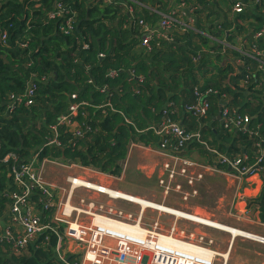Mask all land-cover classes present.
Returning a JSON list of instances; mask_svg holds the SVG:
<instances>
[{
	"label": "trees",
	"instance_id": "trees-1",
	"mask_svg": "<svg viewBox=\"0 0 264 264\" xmlns=\"http://www.w3.org/2000/svg\"><path fill=\"white\" fill-rule=\"evenodd\" d=\"M237 3L241 13L234 11ZM59 4L62 16L51 17ZM185 7L193 10L192 21ZM175 9L191 27L173 23L168 37L142 46L147 31L140 21L155 29L161 13ZM261 30L264 0H0V264H64L55 230L63 235L65 226L54 220L55 206L43 209L38 189L30 205L50 228L25 246L8 238L7 232L19 233L10 212L21 191L13 166L36 156L120 176L132 144L158 147L172 139L153 130L166 118L241 159L249 169L242 191L259 176L261 192L248 206L264 223V76L254 57L264 54V32L255 36ZM238 37L245 41L241 50ZM198 93L209 104L203 116L188 112ZM223 102L232 117H250L247 128L224 127L217 118ZM65 115L80 135L61 122ZM181 150L215 159L197 140ZM9 153L17 159L2 161Z\"/></svg>",
	"mask_w": 264,
	"mask_h": 264
},
{
	"label": "built area",
	"instance_id": "built-area-1",
	"mask_svg": "<svg viewBox=\"0 0 264 264\" xmlns=\"http://www.w3.org/2000/svg\"><path fill=\"white\" fill-rule=\"evenodd\" d=\"M108 1L112 2L113 0ZM63 10V6L59 4L57 11L50 15L53 18L60 17ZM242 10L243 7L240 3L234 6V11L237 13H241ZM178 12V9L172 10L170 14L160 12L162 16L155 29L140 21L144 30L147 31L142 37L141 45L150 48L151 41L154 38H159L161 35L168 37V32L171 30L173 23L191 27L189 23L183 22L176 17V13ZM182 12L187 14L190 21L193 20L192 9L185 7L182 9ZM70 27L72 26L70 25ZM263 32L264 30L258 31L255 33V36L259 37ZM3 39H5V34L3 35ZM244 43L245 41L238 37V44L235 47L241 50ZM225 44L233 47L231 43L226 42ZM254 57L260 62V69L264 76V54L259 53ZM116 74V71L109 73L112 77ZM34 87L33 85L29 89V95L33 93ZM198 95L199 103L188 107V112L193 115L203 116L207 113L209 104L204 96H201L200 93ZM27 104H31V100ZM77 108L78 105L74 104L70 106L69 110L72 114H75ZM221 116L223 125L227 129H245L250 121L248 115L238 114L236 118L232 117L229 108L225 104H222ZM61 122L75 126L72 129L78 135L82 133L81 129L71 122L70 115L62 116ZM153 130L158 134L163 133L172 137L171 140H163L158 147H153L168 162L167 165H163L162 167L165 177L161 178L159 182L166 193H169L171 190L183 192V185L178 182L176 183L178 177L185 178L188 186H192L196 181L203 179L202 174H198V176L190 175L188 173L190 167L201 165L212 172L217 171L242 177H246L249 172L248 168L241 167V159L233 160L228 155L210 148L207 142L202 139L200 132H185L180 124L170 118H166V121L160 126L153 127ZM193 140L199 141L214 155V165L210 163L198 164L192 159H187L182 154L181 148ZM52 142H56V140ZM261 154L264 155V151ZM10 158L16 160L17 156L14 153H9L2 161H7ZM47 161L49 162L48 159H44L42 162H39L35 156L26 163H19V165L13 166L14 181L21 191H16L13 195L15 203L10 212L19 227V233L13 234L7 232V234L8 238L14 240L17 246H25L28 242H34L40 232L50 228L49 224L41 222L39 213H36L32 205H30L29 198L33 189H38L42 193L43 209L55 206L54 220L66 227L65 234L63 235H60L55 230L59 239L56 248L57 257L64 264H217L219 261L220 264H229V256H224L221 252L214 249L212 238L204 234H186L184 230L179 231L175 229V225L172 226V229L162 232L158 229V222L151 229L141 227L139 218L138 221H135V226L140 228L142 233H135L127 229L123 231L115 229L113 220L119 224L126 225L133 223V221H129L123 212L115 211L110 202L95 203L91 201L87 206H74L70 200H67L65 204L57 207V193H55V189H51V184L43 177ZM182 163L184 165H180ZM61 164L74 166L65 163ZM219 164H226L228 169H219L217 167ZM72 180L73 183H77V179L74 178ZM106 189L107 187L98 185V190L113 200V192H107L105 191ZM183 193L185 198H187L188 194ZM193 193H196L195 189ZM83 214L90 215L92 217L91 220H83L82 217L85 216ZM65 237L67 240L70 239V241L75 242L76 247L80 249L78 255H74L75 257L72 261H69L67 259L68 256L63 252L65 250V243L67 242ZM260 239V241L264 242V237Z\"/></svg>",
	"mask_w": 264,
	"mask_h": 264
},
{
	"label": "rangeland",
	"instance_id": "rangeland-1",
	"mask_svg": "<svg viewBox=\"0 0 264 264\" xmlns=\"http://www.w3.org/2000/svg\"><path fill=\"white\" fill-rule=\"evenodd\" d=\"M72 127L74 128L75 126ZM154 151L158 155H160L159 157L162 156L156 150ZM135 153H137V149L133 148L130 150L128 159L123 163L124 177L122 179L113 178V182H112L113 184L110 185V187L113 188L114 192H122L119 190H124L125 192L122 193L133 195L136 198H141V199L153 198L156 201L154 202L144 199L145 203H148L147 206L142 205V203L140 201H137L136 199L126 200L123 198H113V200H111L108 195H105L88 186H83V185L74 187V192L71 198L69 196L70 193L69 190L73 185L71 182L72 180L71 178H74L75 177L74 173L80 170L79 166H76L79 168L74 167L71 169H67V168L63 169V167L60 166L62 165L60 162L47 161L48 163L46 162L47 164L45 165L43 177L48 183L51 184V189H56L57 207L60 206L61 204H65L67 200H70V198L72 203H77L80 199L84 198L86 200L84 204L85 206H87L88 203L90 202L89 200L93 197L95 198V201H97L96 203L110 202L111 205H113V209L115 211L123 212V214L126 216V218L129 221H133V223H129L127 225L120 224L125 228L114 226L115 229L117 230L123 231L127 229L135 233L136 232L142 233L141 232L142 230H140V228L135 226L136 223L135 221H138L139 218L141 222V227L151 229L154 225H156V222H158V229L162 232H165L168 229H172V226L175 225L176 226L175 229H178L179 231L184 230L186 234L189 233H195L196 235L204 234L209 238H212L214 241V245H213L214 249L217 250L218 252H221V254L223 255L228 253V256H230L229 264H260L261 260L264 259V242L252 238L250 236H247L245 233L234 232L235 230L237 231V229L247 233H251L253 231L260 232V230L256 228L257 223L255 222L253 217H251V219H245V220L241 218H237L229 214V211L227 212L228 210L227 207L218 204L219 209H216L217 207L214 204L215 196L223 194V192H224L223 195L225 197V200H228L229 196H231V198L233 197L236 198L238 194V189L242 190L243 188V187L241 188V186L246 180L244 177L238 175L233 176L228 173L217 172V171L212 172L200 165L198 166L199 168L208 171V173H206L205 176L208 174L209 176L217 177L219 173H222L224 175H229V177L233 179L234 182L226 184L227 180L224 179L218 181L217 183H214L213 186H209V187L205 186L204 189H202L203 187L201 181L203 179L196 181L192 186L186 187L185 185H187V180L183 177H178L176 183L177 182L181 183L183 185V192L188 194V197L185 198L183 192H177L171 190L169 193H166L161 185H160L161 188H155L153 185L158 184V182H160L159 180L165 177V174L163 176L161 175L162 177L161 176L157 177L158 175L157 173L155 175L147 177L140 170L143 164L139 162H141L142 158H144L141 156V154L138 153L137 158L135 159L137 161L136 165H138L137 168L136 165L130 164L132 158L136 157ZM161 159H159V161L157 162V163L160 162L161 166L158 165L160 167V171H162L163 165L168 164V162H166V159L163 156L161 157ZM187 159L190 158L187 157ZM192 160H194L198 164H201L200 162H202L195 158H192ZM180 165H184V164L182 163ZM132 166H135V168L132 169ZM197 170H198L197 167H190V169H188V173L190 175H196V176H198V174H202V176L204 177V172L202 171L203 173L202 172L197 173L196 172ZM68 174L71 175L67 176ZM87 178H89L88 180L90 181H93L95 179L91 175H84L83 179L86 180ZM82 180L77 178V183H79V181L83 183ZM91 183L96 184L97 186L101 184V183L97 184L94 182ZM194 189L196 190V193H193ZM106 190H109V188H107ZM226 194L228 196H225ZM152 203L163 205L165 208L164 209L156 208L155 206L150 205ZM198 206H204V210H202L201 208L196 210ZM173 209L174 210L178 209V211L181 210L186 213H182L180 211L181 214H178L173 212ZM219 210L222 213H220ZM224 210H226V212ZM214 213L218 215L216 217H213ZM192 214H198V215L195 216ZM203 214L207 215L208 217L207 218L205 216L203 217L202 216ZM226 214L229 215L228 218H223L226 216ZM83 215H85L83 216V219L85 221H90L92 218L90 217V215L87 214H83ZM179 215H182V217L186 215L184 218L187 219L179 217ZM199 215H201V217ZM209 219L212 222L208 221ZM223 223L225 224L223 225ZM117 224L119 223L113 220V225H117ZM239 225L244 226L250 232L238 228ZM229 226L230 228H228ZM225 231H228L229 233ZM259 237L261 238L262 236ZM232 239L233 240L235 239L233 246H232L233 243ZM217 264H220V261Z\"/></svg>",
	"mask_w": 264,
	"mask_h": 264
},
{
	"label": "crops",
	"instance_id": "crops-1",
	"mask_svg": "<svg viewBox=\"0 0 264 264\" xmlns=\"http://www.w3.org/2000/svg\"><path fill=\"white\" fill-rule=\"evenodd\" d=\"M133 148L137 149V153H135L136 157L132 158V161L130 163L131 165H136L137 161L135 159L137 158V155L139 153V154H141L142 157H144V158H142L141 162H139V163L143 164V166L140 168L142 173H144L147 177L155 175L156 173L158 174L157 177L158 176L160 177L161 175L162 176L164 175L163 169H162V171H160V167L158 166V165H160V162L157 163L159 161V159H161L162 156L159 157L160 155H158L154 151L155 149H153V146H147V145H142V144H138V143L135 144L134 143V144L131 145V149H133ZM131 149L129 148V153H130ZM129 153L127 155V158L124 160V162L128 159ZM182 154L185 157H189L190 159L195 158V159H198V160L202 161V162L199 161L201 164L210 163V164L214 165V163H215L214 159L213 160L210 159V158L206 159V156H202L201 153L196 151V150L182 151ZM69 165H73V164H69ZM60 166L63 167V169H66V168L67 169H71V168H74L76 166H79L80 168L79 167H76V168H79L80 170H78L76 173H74V175H75L74 178L75 179L78 178V179L82 180L84 178V175H91L92 177L95 178L93 181L88 180L89 178H87L86 180L83 179L82 181H89V182H94V183H97V184L101 183L99 185H102V186L110 188V189H113V188L110 187V185L113 184L112 183L113 182V178L114 179H122L124 177L123 164H122V172H121L120 176H113V175H110V174H106V173L101 172L98 169H94V168H92L90 166H83V165H75V166H72V167L71 166H67V165H60ZM64 166H67V167H64ZM137 166L138 165H136V168H137ZM134 168H135V166H132V169H134ZM197 169H198L196 171L197 173L202 172V171L204 172V177H203V180L201 181L202 182L201 184H202V187H203L202 189H204L205 186L206 187L213 186L214 183H217L218 181H221V180H224V179L227 180L226 184L234 182V180L231 179L229 177V175H224L222 173H219L217 175V177H212V176H209L208 174L205 176V174L208 173V171H205V170H203L202 168H199V167H197ZM69 175H71V174H68L67 176H69ZM74 178H71V179H74ZM251 180H252V182H251L250 187L244 188L243 191L238 189V194H237L236 198H234V197L231 198V196H229V199L225 200V197L223 195L224 192H223V194L215 196L214 204L217 207L216 209H219L218 208V204H220L221 206L227 207L228 208L227 212L229 211V214H231V215H233V216H235L237 218H241V219L245 220V219H251V217H253V219L257 223L256 228L258 230H260V232H254L253 231L251 233H253V234L257 235V236L259 235V236L264 237V223L260 220L259 211L256 208H254V207H249L248 206L249 199L255 198V197H257L260 194L262 186H263V181L259 178V176L252 177ZM71 182H72L73 185H72L71 189L69 190L70 191L69 196L72 198V194L74 192V187L75 186H80V184L79 183H73V180H71ZM243 185H244V183L242 184L241 188L243 187ZM153 186L155 188H161L159 182H158V184H155ZM185 186L189 187L188 185H185ZM116 190H118V189H116ZM96 191H98L100 193H103V192H101L99 190H96ZM119 191L125 192L124 190H119ZM55 193H56V189H55ZM119 196L122 197V198H126V199H136L137 201H140L142 203V205H146V206L148 205V203H145L144 199L156 202L153 198H150V199L149 198H143V199H141V198H136V197H134L133 195H130V194H125V193L119 194ZM225 196H228V195L226 194ZM71 198H70V202H71ZM89 201L90 202L94 201L95 203L97 202V201H95V198H93V197ZM85 202H86V200L84 198H82L77 203H72L71 202V204L74 205V206H84ZM99 203H102V202H99ZM157 203H159V202H157ZM150 205L155 206L156 208H159V209L160 208L161 209L165 208L163 205H159V204H155V203H152ZM199 208L204 210V206H198L196 208V210L199 209ZM224 211L226 212V210H224ZM173 212L181 214V212L178 211V210H174L173 209ZM220 213H222V212L220 211ZM192 215H198V214H192ZM217 215L218 214L214 213L213 217H216ZM199 216H201V215H199ZM202 216L203 217L205 216L206 218L208 217L207 215H204V214ZM226 216L223 217V218H228L229 215L226 214ZM82 219H83V217H82ZM223 224H225V223H223ZM226 225H228V224H226ZM65 228H64V233L63 234H65ZM238 228L244 229L245 231L250 232L249 230H247V228H245L242 225H239ZM236 233H238V232L236 231ZM235 239L233 240L232 246L234 245ZM66 240H67V238H66ZM79 251H80V249H78V247H76V243L75 242L68 240L65 243V250L63 252L68 256L67 259H69V257L71 255H78ZM56 256H57V253H56ZM224 256H228V253L225 254ZM229 259H230V256H229ZM260 264H264V259L261 260Z\"/></svg>",
	"mask_w": 264,
	"mask_h": 264
},
{
	"label": "bare ground",
	"instance_id": "bare-ground-1",
	"mask_svg": "<svg viewBox=\"0 0 264 264\" xmlns=\"http://www.w3.org/2000/svg\"><path fill=\"white\" fill-rule=\"evenodd\" d=\"M79 184L80 185H84V186H88V187H90V188H94V189H97L98 190V186L96 185V184H93V183H91V182H88V181H83V183L82 182H80L79 181ZM105 191H109V192H113V197L114 198H122V197H120L119 196V194H122V192H114L113 191V189H109V190H105ZM119 193V194H118ZM123 199H126V198H123ZM126 200H128V199H126ZM130 201V200H129ZM178 210V209H177ZM179 211H181V210H179ZM182 213H186V212H183V211H181ZM189 214V213H188ZM186 216V215H185ZM184 216V217H185ZM195 216H197V215H195ZM179 217H182V215H179ZM184 217H182V218H184ZM193 217V216H192ZM201 217V216H200ZM184 219H187V218H184ZM208 221H210V222H212L210 219L208 220ZM218 222V221H217ZM216 224H219V223H216ZM224 225V224H223ZM113 226H116V227H121V228H125L124 226H122V225H120V224H117V225H113ZM212 227V226H211ZM232 227V226H231ZM214 228V227H213ZM228 228H230V226L228 227ZM219 230H222V229H219ZM226 230V229H225ZM234 231V230H233ZM225 232H228V231H225ZM235 233H236V230L234 231ZM237 232H239V233H245L247 236H250V237H252V238H255V239H257V240H261L257 235H255V234H253V233H247V232H244V231H241V230H239V229H237ZM229 233V232H228ZM240 235V234H239ZM244 236V235H243Z\"/></svg>",
	"mask_w": 264,
	"mask_h": 264
},
{
	"label": "water",
	"instance_id": "water-1",
	"mask_svg": "<svg viewBox=\"0 0 264 264\" xmlns=\"http://www.w3.org/2000/svg\"><path fill=\"white\" fill-rule=\"evenodd\" d=\"M35 81V79H32L31 81V84ZM223 104H226L225 102H223ZM217 118L220 120L221 123H223V119H222V116H221V110L219 111L218 115H217ZM230 170V168H229ZM235 236V235H234ZM233 240V239H232Z\"/></svg>",
	"mask_w": 264,
	"mask_h": 264
},
{
	"label": "clouds",
	"instance_id": "clouds-1",
	"mask_svg": "<svg viewBox=\"0 0 264 264\" xmlns=\"http://www.w3.org/2000/svg\"><path fill=\"white\" fill-rule=\"evenodd\" d=\"M223 124V123H222Z\"/></svg>",
	"mask_w": 264,
	"mask_h": 264
}]
</instances>
